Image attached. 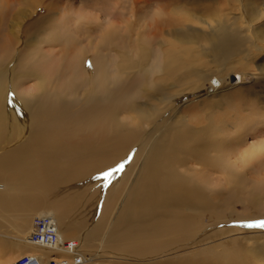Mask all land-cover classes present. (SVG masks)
Instances as JSON below:
<instances>
[{
  "label": "bare ground",
  "instance_id": "6f19581e",
  "mask_svg": "<svg viewBox=\"0 0 264 264\" xmlns=\"http://www.w3.org/2000/svg\"><path fill=\"white\" fill-rule=\"evenodd\" d=\"M46 1L31 9L0 6V150L6 149L0 155V216L10 208L2 207V198L32 200L24 219L10 226L13 234L5 231L7 221L6 227L0 222V251L16 259L36 255L42 263L59 253L29 241L34 214L49 213L59 237L79 244L82 264L106 256H86L100 237L104 248L132 251L146 263L175 245L174 260L200 247L236 262L240 252L215 251L212 242L197 246L206 236L198 228L207 207L264 208V128L251 121L215 143L207 136L212 124L185 118L175 104L189 98L185 104L215 110L251 79L245 70L264 51V6L236 0L238 10L228 18L211 9L206 22L180 7L165 21L157 12L151 22L132 14L121 24L114 10L97 36L104 25L98 17L83 15L74 23L58 1ZM42 5L44 14L32 18ZM161 22L177 27L165 30ZM150 126L151 136L137 150ZM258 133L263 139L252 145ZM124 189V204L111 221ZM248 234L264 264V232Z\"/></svg>",
  "mask_w": 264,
  "mask_h": 264
},
{
  "label": "rangeland",
  "instance_id": "374dc122",
  "mask_svg": "<svg viewBox=\"0 0 264 264\" xmlns=\"http://www.w3.org/2000/svg\"><path fill=\"white\" fill-rule=\"evenodd\" d=\"M50 1L52 3L54 2V0H49L48 2ZM56 1L59 2L58 4H60V6L62 5L63 7H65V10H63L62 8L63 12L66 13V15H68L69 17H72L71 20L74 23H78V17L80 16L82 17L83 15L90 16V17L92 16L93 20L94 18L98 17L99 19L97 18V21H99L101 25L102 24L104 25H102L100 27V30L97 31L96 33L97 36L99 32L101 31V29L108 26V24L111 22L110 16L108 14L110 13V11H114V10L116 12H120L121 17H119L118 20L121 21L120 22L121 24L125 23L123 21L124 19L126 20L132 17L131 16L132 14H133L132 18L134 20H142L145 17H147L146 20L148 19V21H150V18H153L154 14H156L157 12L162 14V20L165 21V18L169 16V13L173 12L172 9H176L175 11H177L179 10L180 7H181L180 9L181 11L187 9L194 13L198 12V14L202 16L204 22H206L205 21L206 15L208 14V11H210L211 9H214L215 11L220 10L219 12L221 14L219 15H221L223 18H226V17L228 18L229 16L228 14L232 10L233 11L238 10V3L236 2V0H147V2L146 0H98V1L97 0H60V1L56 0ZM257 1H258L257 4L259 6H264V0H257ZM9 2H11V4L15 6V8L19 5L16 0L15 1L0 0V6L2 5L5 6ZM41 2L47 4L46 0H22L20 3L21 7L20 5L18 7L22 9L24 8L31 9L32 7H37L38 3L41 4ZM60 6H59V9L61 11ZM44 12H45V7L43 6L42 10L39 11L37 15H33L32 18L35 19L36 17L44 14ZM141 16L143 18H141ZM32 18H30L29 21L27 20L28 21L27 23H29L30 20L32 22V20H34ZM206 24L208 25V23ZM161 25L163 29L165 30L177 27V26L176 27L168 26L166 25L165 22H161ZM161 36L164 38L170 39L165 34ZM259 53H258L259 56L257 55L255 59L253 60V65H251V67L249 66L248 69L245 70L247 73H249L248 75L251 77V79L246 80L242 83H239L236 86V88L232 89L230 92L231 95H229L230 99L228 103H225L224 101V104L222 107L210 111L208 109V106L204 108L203 106L202 107L197 106V103L196 104L195 103L185 104L189 100V98H180L177 101V104H175L177 108L179 107L184 108L183 114L185 118L186 117H190L192 119L197 118L199 119L200 122H202V123H199L200 125H204V124L213 125V128L209 130V135H207L211 141L213 142L216 141L215 143L221 140L223 141L226 137L224 132H226V134L231 133V132L235 133L236 131H239L242 128H245L248 125V123H250L251 121L253 122L256 120L260 121L261 126H259V128L260 129L264 128V51H260ZM235 81H237V78ZM195 119L192 121L196 122ZM205 121L206 122L208 121V122L206 123ZM151 128H154V126L148 127L145 130L146 134H143L142 137H140L136 141L135 145L136 144L140 145L137 148V150L141 149L145 145V143L148 141L149 137L152 134L149 132ZM257 135L258 136H256L255 139L253 140L252 138L249 139L253 141L252 145L255 143H258L259 141L263 139L262 136L259 135V133ZM239 139H242V137H240ZM5 150L6 149L0 150V155L1 153H4ZM215 152L216 150H213V148L207 149L208 156L209 154L210 156H213ZM126 161H129V160L126 159ZM134 162H137V158H134L131 165H133ZM136 173L138 174V168L134 171L133 173L134 177L132 176L131 177L132 179H134L137 176ZM127 191L128 190L124 189L121 197L118 198L114 202L113 211L110 213V216H109L111 221H114L116 219V216L121 210V207L124 204V199H125ZM17 196H15V194L14 196L11 194L7 198L5 197L1 199V203H2L1 205L3 208L6 206V204L7 206L10 205L9 210L6 209L8 211H5L7 213V216L6 217L0 216V222L5 223L7 221L6 223H8L7 230L5 231L6 232L8 231L9 234L10 233L13 234L14 232L12 230L13 227L11 228L10 226H12L13 223L18 224V222L21 221L20 220L21 218L24 219V215L27 211L26 207L30 208V204H32V200L25 199L22 202L19 199L20 195H17ZM12 206L16 207V209L13 208ZM233 207L234 209L233 208H228V209L219 208L218 212H217V208L210 209L209 207H207L206 215L202 217V220L200 223L201 228H198L199 231L203 234L202 237L205 235L206 236L201 239H198L199 237H196L198 239L196 241L198 243L196 244L197 246L199 245L207 246V244L212 242L211 243L212 247H216L215 251H220L224 248H227L231 250L232 252H235V251L240 252L241 256L239 258L236 257L237 258L236 262H232V261L223 262V261H220L219 259H215L216 257H218L217 254H215L216 255L215 257H212V255L208 253L209 255H211V256H208L206 255V251L204 252L201 251L200 247L192 249V250L188 249L189 251L186 250L187 252H184L183 255L180 254V257H177L176 260H174L170 258V253L174 252V249L180 248L178 247L179 245H175L173 247L162 249L161 250L162 253L160 254L157 253V255L154 256L155 259L152 260L151 263H146V262H143L147 260L146 257L135 256L131 254L132 251L130 252V255H126V254L121 253L120 251L122 249H120L117 246H110L111 247L110 249L104 248V246H106L105 239L103 237L102 238L100 237L93 241L94 250H92V252L88 251L87 252L88 255L86 254L85 255L87 256L88 261H90L89 260L90 257L91 259H94L95 257L98 258V256L100 254L103 255V253L106 256L98 260L96 259L91 260L90 263L88 264H262V262L260 263L256 260L255 252L254 250L251 249L252 244L247 242L246 240L247 237H245V233L248 234L250 231L251 232H254V231L264 232V227H259V226L250 227L249 226V224H256L257 222L264 221V208L258 209V210L249 209V208L247 209L242 204H235ZM11 209L13 212L11 211ZM214 211L216 212V214H214ZM35 216L37 215L34 214V217ZM8 221L11 223L9 224ZM6 226L7 224L4 227ZM233 226H238L241 229L238 231L233 230L232 228H230ZM190 228L191 227H189L188 230H190ZM72 232L77 234L76 231H72ZM2 240H3V237L0 235V243H1L0 247L3 246ZM214 241H216L215 244H213ZM82 248H83V245L81 246V249ZM194 254H198V255L194 256ZM15 257L16 256L10 253V250L0 251V264H13L14 259L17 260L18 258H20V256L17 257V259Z\"/></svg>",
  "mask_w": 264,
  "mask_h": 264
},
{
  "label": "built area",
  "instance_id": "2783aa9c",
  "mask_svg": "<svg viewBox=\"0 0 264 264\" xmlns=\"http://www.w3.org/2000/svg\"><path fill=\"white\" fill-rule=\"evenodd\" d=\"M55 218L49 213L36 216L32 223L29 241L59 253L53 254L46 263H42L36 255H24L13 264H82L84 257L80 254V246L72 240H62L57 231ZM61 253H65L63 256Z\"/></svg>",
  "mask_w": 264,
  "mask_h": 264
},
{
  "label": "snow or ice",
  "instance_id": "6c2138e0",
  "mask_svg": "<svg viewBox=\"0 0 264 264\" xmlns=\"http://www.w3.org/2000/svg\"><path fill=\"white\" fill-rule=\"evenodd\" d=\"M105 176L109 175L108 173L104 174ZM249 226H259V227H264V221L257 222L256 224H249Z\"/></svg>",
  "mask_w": 264,
  "mask_h": 264
}]
</instances>
